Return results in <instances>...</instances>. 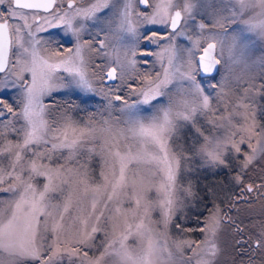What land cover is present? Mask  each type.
<instances>
[{"label":"snow or ice","instance_id":"snow-or-ice-1","mask_svg":"<svg viewBox=\"0 0 264 264\" xmlns=\"http://www.w3.org/2000/svg\"><path fill=\"white\" fill-rule=\"evenodd\" d=\"M216 3L217 0H95L83 8L78 6V0H0V190L19 195L14 209H9L10 217L0 215V264H77L78 261L84 264L88 253L82 249H90L95 235L103 230L104 210L111 211L109 205L117 198V190L127 186L126 168L133 162L146 163L155 169L153 176L159 178V183L151 187H155L163 210L165 231H154L145 224L148 206L142 205L141 198L135 195L134 203L137 209L143 208L144 217L134 215V221L138 222H126L120 234L105 232V239L97 246L100 255L88 264H107V259H112L113 264H219L222 226L227 222L236 227L237 235L243 232L219 206L214 205L199 229L203 240L176 241L169 239L167 232L169 226L183 231L179 224L171 223L172 217L183 203L180 196L187 200L195 195L191 182L186 187L181 184L186 173L183 162L191 157L177 152L173 143L181 125L195 123L199 114L212 115L213 119L208 121L212 129L224 125L235 128L233 120L237 116H242L247 124L223 137L204 135L197 128V135L204 143L199 148L195 145L189 148L211 167H230L232 161H238L239 171L232 182L240 193L233 204H239L245 194L264 188V183H245L250 166L258 157H264V123H257L258 116L264 118V105L257 100V97L264 99V85L259 88L250 85L236 97L235 103L223 109L214 111L211 107L213 99L225 95V73L229 71L224 41L216 28L224 29L227 25L232 32L228 59L233 63L246 60L257 43H264V0H228L231 8L222 10L229 12L227 16L209 11ZM109 33L131 39L127 52L129 67H135L137 57L146 64L155 57L162 71L154 76L145 73L141 86L135 88L132 83L123 82V69L118 74L116 67L106 70V65L90 64L84 58V51L95 50V56L105 57ZM85 34L88 41L84 40ZM180 37L190 47L182 49L177 45ZM153 47L160 51H152ZM141 48L143 51H138ZM181 52L187 53L186 63ZM260 59L264 62V57ZM90 67L98 68L97 80L92 79L94 73H89ZM97 83L115 87V92L112 88L107 92L100 90L109 119L97 122L98 128L91 119L86 130L79 128L68 114L78 105L67 108L65 102L66 111L57 116L53 115L54 105L44 102L45 97L51 98L59 91L79 94L83 102L91 98L90 93L98 91ZM213 93L217 95L214 97ZM111 112H116L118 118L113 119ZM217 112L225 114L217 115ZM69 130L73 137L79 132V138L70 140ZM97 131L115 132L105 151L118 162L119 171L114 166L111 179L101 173L105 181L103 198L97 201L100 188L92 189L91 212L79 220L84 226L81 238L66 246L60 232L65 214L71 216V199L51 205L48 196L57 191L55 181L60 179L64 184L63 175L71 170L65 165L58 168L51 165L56 164L57 153L63 156L65 151L80 150L85 142L92 143L87 137ZM13 134L15 142L7 139ZM245 144L250 151L242 150ZM40 177L46 180L42 189L36 185ZM81 182L86 184L87 192L86 179ZM4 184L8 187L3 188ZM90 219L95 223L89 231ZM130 238L135 247L130 246ZM241 245L264 252V230L255 238L237 241V246Z\"/></svg>","mask_w":264,"mask_h":264},{"label":"rangeland","instance_id":"rangeland-1","mask_svg":"<svg viewBox=\"0 0 264 264\" xmlns=\"http://www.w3.org/2000/svg\"><path fill=\"white\" fill-rule=\"evenodd\" d=\"M91 2L95 0H78V6L87 8ZM196 2V0H193ZM231 8V4L228 0H217L214 9H209V11H216L222 16L229 15L228 11H222L223 9ZM199 19V17H198ZM47 28V25H44ZM96 31V30H92ZM216 31L221 34L223 39V51L224 58L228 61L229 71L225 73L227 80L224 84L225 95L220 99H213L211 101V107L215 111L217 109H223L225 105L229 103H235L236 97L240 96L245 88L250 85L255 84L257 88L264 85V62H261V57H264V43H257L256 47L251 49L246 60L233 63L228 59L229 52L228 49L231 45V35L232 32L227 25L224 29L219 27ZM227 35H224V33ZM162 34V33H161ZM105 34H101L100 38L103 39ZM109 39L106 41L108 44L105 57H99L94 55L95 50H85L83 55L85 60L89 61L92 65H106V70L111 67L117 68V73L119 74L123 69L125 75L123 76L124 83H132V87L139 88L140 80L143 78L145 73L151 72L154 76L157 72L162 71L159 61L155 60L153 57L152 61H145L137 57V63L135 67L128 66V48L131 46V39H122L118 33H109ZM84 40L88 41L89 36L85 34ZM182 49L190 47L188 42L180 37L176 41ZM71 45H65V47H70ZM164 45H161L163 47ZM138 51H143L139 49ZM152 51L158 52L160 48L153 47ZM185 63L188 60L186 52H181ZM199 55V53H197ZM119 61V63H116ZM165 65L167 60L165 58ZM89 73H94L92 75L93 80H97L100 76L98 68L90 67ZM134 81V82H133ZM98 91L96 93H90V99H84L83 102L78 98L79 94L69 95L64 91L54 92L51 98L45 97L44 102L46 104H53V115L62 114L66 111L65 102L67 103V108H73L74 105L79 107L75 108L73 111L69 112V116L76 121L80 129L86 130V125L91 122L99 127L98 123L101 119H109V114L105 112L106 101L103 95L100 94L102 89L107 92L109 88L115 92V87L113 85L96 84ZM126 91V90H125ZM255 91V90H253ZM214 97L216 93L212 94ZM258 104L264 105V99L257 97ZM59 105L58 107H56ZM111 111V110H109ZM217 115L225 114L223 112H217ZM111 117L113 119L118 118L116 112H111ZM212 115L199 114L196 118L195 123L188 122L187 124H182L180 130L178 131L175 141L173 143V148L177 152H183L184 155L190 156L191 159L183 162V167L186 170L184 179L181 181L183 186H187L188 182H191L194 196L188 197L184 200L183 196L179 198L183 203L179 205V211L172 217V224H179L183 231H177L175 228L169 226L167 232L169 234V239H174L176 241L180 240H190V241H201L204 235L199 231L200 228L204 226L205 219L210 215L214 205L219 206L223 213L232 214V210L229 213V209L233 206V201L237 199V194L240 193V189L235 186L232 182V177L236 175L239 169L237 168L238 161H232L230 167L221 166L219 168L208 166L201 157L198 155H193L189 148L195 145L199 148L201 144L204 143L203 138L197 135V128L204 131V135H217L220 137L229 135L232 131L238 128L247 127V124L243 120L242 116H237L233 120L235 128H231L224 125L217 129H212L208 121L212 120ZM257 123H264V118L257 117ZM205 126L207 130H205ZM119 128L122 126H114ZM246 135V133H241ZM69 139L79 138V132L73 137L71 130H69ZM115 135L113 133H101L96 132L94 136L87 137V140H92V143L85 142L81 145L80 150L69 153L65 151L63 156L57 153V162L51 165L52 168H58L60 165H65L70 172L63 175L64 184L61 183L60 179L55 181V186L57 191L55 193H50L48 196V203L51 205L63 204L69 198L71 199V216L65 214V220L63 223L62 230L60 232V239L71 244L72 242L81 238V234L84 231V226L79 222L80 219L86 218L88 213L91 212V203L93 200L92 189L99 187L100 195H97L95 199L99 201L103 198V193L105 191L103 185L105 181L101 176L103 172L105 176L109 179L112 178L113 168L115 166V171L118 173L119 164L114 158L109 155L105 149L108 144L112 143V137ZM7 139L16 141V136L8 135ZM118 139L123 142L122 137ZM236 139H240V135L236 136ZM253 143L255 141L253 140ZM244 152L250 151L247 144L242 146ZM235 155V154H234ZM69 157L72 158L69 162ZM5 164L8 163L7 160L4 161ZM47 163V161H45ZM155 172L154 167L147 165L146 163L136 164L133 162L129 164L126 168V180L127 186L124 189H118L117 198L119 203H116V199L109 205L111 211L105 209V218L101 220L102 231L97 233L94 237L95 243L91 245V248L85 247L82 252H87L88 256L84 260V264H88L89 260H94L100 255L97 251V246L105 239L104 233L107 232L109 235L120 234L124 230L125 223L138 222L134 221V215L141 218L144 217L143 208L137 209L133 197L138 195L141 198V204L148 206L147 217L144 219L146 225L150 226L154 231L164 232L165 228L162 226L163 210L158 204V196L155 187H151L153 184L159 183V178L154 177ZM85 173L87 174L85 176ZM71 176V179H69ZM87 181L88 191L85 192L86 184L81 181ZM258 182H264V157H258L257 160L250 166L247 171V176L245 178V183L256 184ZM46 183L45 178L40 177L36 181L37 187H43ZM8 185L4 184L3 188H7ZM108 191H111L109 188ZM260 193L253 192L249 200L243 199L239 204L234 206L236 211L231 216L236 225L242 228L245 232L249 233L255 238L257 233L264 230V196ZM19 199V195H13L12 193H6L0 190V215L7 214L9 217L11 215L9 209H14V202ZM256 200V201H255ZM98 207L103 209V205L98 203ZM119 208L120 212H116L115 209ZM52 210V209H50ZM98 214V213H97ZM21 219L23 218V209L19 213ZM178 217V218H177ZM57 220L59 217H56ZM160 222V226H158ZM95 220H89V231ZM192 229V231H188ZM245 235H237L236 227L230 226L229 223H225L222 226V231L219 234V243L222 249V254L219 257V264H239L240 256L238 255L239 246H237V241ZM130 246L135 247V244ZM137 243L139 241L137 240ZM258 252L257 264H264V252ZM190 254V253H186ZM107 259V258H106ZM79 264V261L77 262ZM107 264H113L112 259H107Z\"/></svg>","mask_w":264,"mask_h":264},{"label":"flooded vegetation","instance_id":"flooded-vegetation-1","mask_svg":"<svg viewBox=\"0 0 264 264\" xmlns=\"http://www.w3.org/2000/svg\"><path fill=\"white\" fill-rule=\"evenodd\" d=\"M88 2H90V0H88ZM40 11V13H41V15H43L44 14V12H43V10L41 9V10H39ZM108 85H111V84H108ZM107 85V86H108ZM261 183H264V182H261ZM260 182H258V183H256V184H254V185H259V184H261ZM262 189V192H261V194L260 195H262V196H264V188H260V189H258V190H255V191H253V192H257V193H260V190ZM252 192V193H253ZM252 193H248V194H245L244 196H243V199H245V200H249V198H250V196H251V194ZM236 200V199H235ZM256 201V200H255ZM235 207L236 206H231V209H232V214H228L229 216H232L233 215V213L236 211V209H235ZM229 213H230V211H229ZM242 229V228H241ZM244 231V230H243ZM242 234H245V235H243L241 238H240V240L241 239H247L248 237H250L251 235L249 234V233H247V232H242ZM238 252H239V256H240V261H239V264H249V261H251V264H257V256H258V252L257 251H255V250H253V249H251V248H249V247H245V246H243V245H241V246H239V249H238Z\"/></svg>","mask_w":264,"mask_h":264},{"label":"water","instance_id":"water-1","mask_svg":"<svg viewBox=\"0 0 264 264\" xmlns=\"http://www.w3.org/2000/svg\"><path fill=\"white\" fill-rule=\"evenodd\" d=\"M112 68V67H111Z\"/></svg>","mask_w":264,"mask_h":264}]
</instances>
